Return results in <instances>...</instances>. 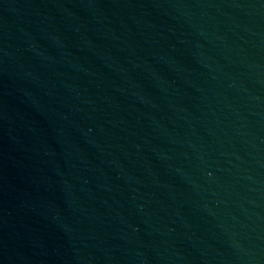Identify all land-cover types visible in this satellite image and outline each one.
Returning a JSON list of instances; mask_svg holds the SVG:
<instances>
[{
  "label": "water",
  "instance_id": "obj_1",
  "mask_svg": "<svg viewBox=\"0 0 264 264\" xmlns=\"http://www.w3.org/2000/svg\"><path fill=\"white\" fill-rule=\"evenodd\" d=\"M0 264H264V0H0Z\"/></svg>",
  "mask_w": 264,
  "mask_h": 264
}]
</instances>
